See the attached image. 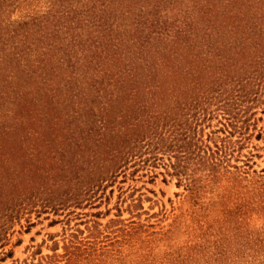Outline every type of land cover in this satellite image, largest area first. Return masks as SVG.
Masks as SVG:
<instances>
[{
  "label": "rangeland",
  "instance_id": "374dc122",
  "mask_svg": "<svg viewBox=\"0 0 264 264\" xmlns=\"http://www.w3.org/2000/svg\"><path fill=\"white\" fill-rule=\"evenodd\" d=\"M84 1L7 0L0 11V264H264V93L248 101L229 83L212 91L177 87L170 74L161 75L165 87L154 94L117 88L138 13L160 0H104L102 34L78 31L83 39L100 34L102 42L113 40L120 52L104 53L96 86L88 66L76 71L80 98L64 89L71 87L68 70L46 83L40 60L55 66L63 56L50 48L55 15L65 4ZM223 1L180 0L167 7V17ZM120 36L130 40L120 42ZM63 42L64 30L55 44ZM206 71H197L204 84L220 74ZM205 96L208 111L201 114ZM143 99L142 111L133 113ZM146 136L153 141L143 147V158L159 151L161 159H132L117 172L110 164L117 139ZM187 142L188 155L201 142L230 144L229 161L213 171L183 157L196 181H180L171 164L175 155L184 156L177 147Z\"/></svg>",
  "mask_w": 264,
  "mask_h": 264
},
{
  "label": "trees",
  "instance_id": "16d2710c",
  "mask_svg": "<svg viewBox=\"0 0 264 264\" xmlns=\"http://www.w3.org/2000/svg\"><path fill=\"white\" fill-rule=\"evenodd\" d=\"M5 1L7 0H0V11L3 10ZM178 1L180 0H160L149 12L140 10L135 21L132 46L127 44L125 47L130 58H123L118 64L117 88L124 89L130 95L134 92L138 95L142 91L144 94H154L157 90L165 87L166 82L161 75L170 74L175 78L174 82L177 87L178 85L185 87L193 84L192 88L199 86L212 91L221 90L224 88L223 84L229 83L237 89L238 98L243 96L244 100L255 101L260 94L264 93V0H225L226 4L223 6L214 4L208 8L195 7L193 10H198L197 14L188 12L184 17H175L171 21L167 17V7L172 4L176 5ZM225 1L223 2L225 3ZM239 1L242 6L236 8ZM104 5V0H85L76 4L75 7L72 4H65L62 14L66 15V20H63L62 14L55 15V33L50 48H54L52 50L54 55L62 53L63 56L55 66H48V64H44L43 60H40L38 69L46 83L52 81L54 76L60 75L62 70H68L69 73L71 72L69 79L71 87H64V89L68 93L75 92V96L80 98L84 90L77 86L74 74L76 71L79 74L78 70L82 65H85L88 66L86 72H89L93 81L90 85L96 86L94 76L100 72L104 53L108 56H115L120 52L119 44L116 46L113 40L110 42L101 40V27L104 22L98 11ZM83 27H90L93 32L100 34L83 39L81 32L78 31ZM63 30L67 43L55 44L58 32ZM10 37L14 38V35L12 34ZM120 37H122L120 42L130 40L127 39L128 36ZM115 38L117 39V36L113 37V39ZM76 46H79L77 51L80 56L78 59L74 55ZM93 46L95 49L90 50ZM82 53L83 58L80 62ZM215 59L219 60L221 65L217 69H211L212 61ZM233 67L234 69H231ZM200 68L208 70L207 73L212 70L214 76L216 72L220 74L216 79L213 78L204 84L197 74ZM65 85L68 86L67 82ZM203 98L206 99L198 102V113L201 114L208 111V106L205 104L209 102V97ZM117 100L120 99L117 98ZM143 100L144 103L138 105L141 107L133 106V113L142 111L143 106L148 102ZM184 134L186 133L183 132ZM152 141L150 136L133 141L117 139V155L112 157L114 162L111 161L110 164L117 165L118 172L119 170L124 171L123 168L132 159L145 163L161 159L159 151H152L151 156L143 158L145 154L143 147L146 145L149 148ZM174 145L176 146V143ZM161 146L164 147V144ZM170 147H172L171 144L167 148ZM197 147L196 154L188 155L190 142L179 145L177 151L184 156L175 155L178 160L171 164L173 168L171 174L179 176L180 181L187 180L192 186L195 185L196 179L191 178L188 174L185 164H183V157L187 160L197 159L200 166H208L211 170L217 171L220 165L229 161L228 156L231 154L230 144L216 145L213 148L201 142L197 144ZM160 149L162 150V148ZM106 170L109 171V168ZM88 183L90 184L91 181ZM21 207L20 204L16 214ZM10 209L11 217H13L14 213L12 212L16 209V204L11 205Z\"/></svg>",
  "mask_w": 264,
  "mask_h": 264
}]
</instances>
